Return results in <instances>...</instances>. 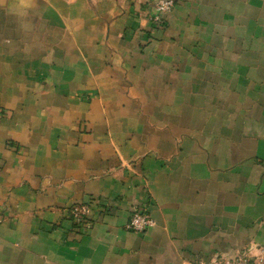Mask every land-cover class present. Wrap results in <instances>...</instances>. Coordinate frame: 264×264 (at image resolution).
<instances>
[{
	"label": "crops",
	"instance_id": "1",
	"mask_svg": "<svg viewBox=\"0 0 264 264\" xmlns=\"http://www.w3.org/2000/svg\"><path fill=\"white\" fill-rule=\"evenodd\" d=\"M153 15L148 0H0V264L264 248V0ZM135 206L144 233L126 229Z\"/></svg>",
	"mask_w": 264,
	"mask_h": 264
},
{
	"label": "built area",
	"instance_id": "2",
	"mask_svg": "<svg viewBox=\"0 0 264 264\" xmlns=\"http://www.w3.org/2000/svg\"><path fill=\"white\" fill-rule=\"evenodd\" d=\"M178 0H148L151 4L154 15L152 22L157 26L163 25V18L172 13ZM88 213L86 207H75L72 210V216L76 225L89 226L85 215ZM154 225L147 206H135L132 208L130 219L126 225V229L130 232L144 233ZM200 264H264V248L253 247L247 251L237 254L234 258L215 257L209 263Z\"/></svg>",
	"mask_w": 264,
	"mask_h": 264
}]
</instances>
